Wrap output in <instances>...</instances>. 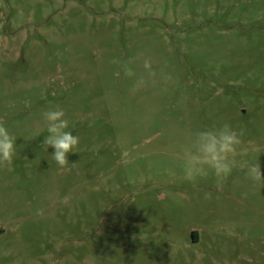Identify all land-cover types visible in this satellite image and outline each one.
<instances>
[{"label":"rangeland","instance_id":"1","mask_svg":"<svg viewBox=\"0 0 264 264\" xmlns=\"http://www.w3.org/2000/svg\"><path fill=\"white\" fill-rule=\"evenodd\" d=\"M224 124L231 172L188 179ZM0 126V264H264V0H0Z\"/></svg>","mask_w":264,"mask_h":264},{"label":"clouds","instance_id":"2","mask_svg":"<svg viewBox=\"0 0 264 264\" xmlns=\"http://www.w3.org/2000/svg\"><path fill=\"white\" fill-rule=\"evenodd\" d=\"M148 67L145 61V68ZM125 71L128 75L132 74L130 69ZM64 115L60 108L42 112V117L47 122L48 133L43 143L53 149L50 155L60 166L68 163L67 154L73 153L78 143V137L66 130L68 121L64 119ZM240 143V135L227 124L218 129L195 132L193 141L195 152L188 155L185 164L186 177L193 179L196 175L202 174L203 169L200 166L204 164L214 171L218 179L226 177L235 163L230 157L235 155L236 147ZM14 145L15 138L6 128L0 126V162H11L15 155ZM246 174L253 179L261 177L256 165L249 166Z\"/></svg>","mask_w":264,"mask_h":264}]
</instances>
